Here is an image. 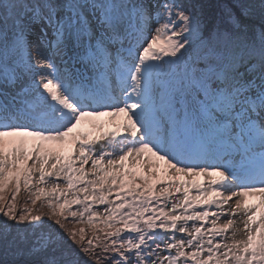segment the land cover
<instances>
[{
  "label": "snow or ice",
  "instance_id": "snow-or-ice-1",
  "mask_svg": "<svg viewBox=\"0 0 264 264\" xmlns=\"http://www.w3.org/2000/svg\"><path fill=\"white\" fill-rule=\"evenodd\" d=\"M0 264H264V0H0Z\"/></svg>",
  "mask_w": 264,
  "mask_h": 264
},
{
  "label": "trees",
  "instance_id": "trees-1",
  "mask_svg": "<svg viewBox=\"0 0 264 264\" xmlns=\"http://www.w3.org/2000/svg\"><path fill=\"white\" fill-rule=\"evenodd\" d=\"M61 183H63V182H61ZM28 194L29 193L26 190H24L23 187H22L18 199L23 201L27 197ZM37 206H39V202H37ZM44 210L47 211L46 208Z\"/></svg>",
  "mask_w": 264,
  "mask_h": 264
}]
</instances>
